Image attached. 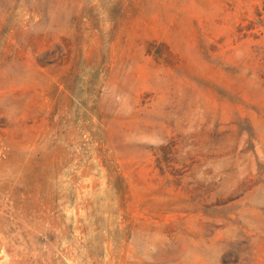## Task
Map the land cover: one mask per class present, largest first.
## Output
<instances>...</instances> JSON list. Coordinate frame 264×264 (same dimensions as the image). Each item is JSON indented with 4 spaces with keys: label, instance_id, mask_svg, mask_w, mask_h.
<instances>
[{
    "label": "rangeland",
    "instance_id": "rangeland-1",
    "mask_svg": "<svg viewBox=\"0 0 264 264\" xmlns=\"http://www.w3.org/2000/svg\"><path fill=\"white\" fill-rule=\"evenodd\" d=\"M0 264H264V0H0Z\"/></svg>",
    "mask_w": 264,
    "mask_h": 264
}]
</instances>
